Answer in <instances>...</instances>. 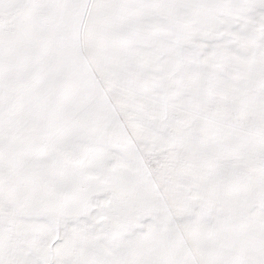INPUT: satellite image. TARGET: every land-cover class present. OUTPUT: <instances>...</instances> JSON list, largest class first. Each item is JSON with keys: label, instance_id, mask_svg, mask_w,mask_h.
<instances>
[{"label": "snow or ice", "instance_id": "1", "mask_svg": "<svg viewBox=\"0 0 264 264\" xmlns=\"http://www.w3.org/2000/svg\"><path fill=\"white\" fill-rule=\"evenodd\" d=\"M0 264H264V0H0Z\"/></svg>", "mask_w": 264, "mask_h": 264}]
</instances>
